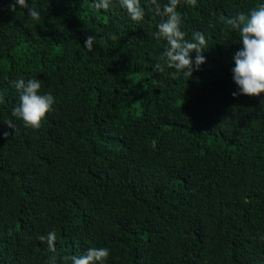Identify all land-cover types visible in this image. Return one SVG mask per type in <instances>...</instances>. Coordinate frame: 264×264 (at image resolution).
<instances>
[{"label": "trees", "instance_id": "obj_1", "mask_svg": "<svg viewBox=\"0 0 264 264\" xmlns=\"http://www.w3.org/2000/svg\"><path fill=\"white\" fill-rule=\"evenodd\" d=\"M27 3L40 20L0 0V264L93 247L106 264H264V93L232 95L242 41L227 24L264 0H181L185 40L207 41L189 79L160 60L150 0L140 22L119 0ZM20 78L55 98L38 130L12 115Z\"/></svg>", "mask_w": 264, "mask_h": 264}, {"label": "clouds", "instance_id": "obj_2", "mask_svg": "<svg viewBox=\"0 0 264 264\" xmlns=\"http://www.w3.org/2000/svg\"><path fill=\"white\" fill-rule=\"evenodd\" d=\"M122 8L126 9L130 18L135 22H140L144 18V8L141 6V0H119ZM154 6L156 15L162 17L158 30L152 34L156 40L163 39L167 43L160 60L170 69H174V77L181 73L188 79L193 71L199 70V67L206 62L203 55L207 44L205 36L202 33H195V42L185 40V33L181 30L182 15L177 11L181 0H168L166 4L161 5L158 0H150ZM185 3L191 6L197 5V0H185ZM20 9H27L28 16L34 20H40V13L29 7L27 0H16ZM16 4L10 5L9 10L15 12ZM110 0H98L96 7L107 9ZM227 24L239 32L242 41V48L234 54L235 67L232 69L233 81L238 86L239 92H233V96L245 95L258 97L264 93V3L253 8L247 15L239 13L235 17L227 19ZM96 37L90 35L86 38L84 48L89 52L93 51ZM195 52L193 59L191 53ZM154 71L163 72L164 67L161 63L155 65ZM153 83H156L154 80ZM13 87L18 92L19 103L13 109L12 115L23 121L25 127L38 130L46 114L52 110L55 103L54 96L49 92L40 93L41 82L39 79L32 78L25 81L20 78L12 82ZM7 127L12 128L11 121L7 122ZM7 137L8 133H3ZM41 242L47 243L50 252H55L56 233L50 232L47 236L39 237ZM110 255L106 247L89 248L81 256H72L69 259L71 264H106ZM57 256L49 257L48 264H57Z\"/></svg>", "mask_w": 264, "mask_h": 264}]
</instances>
